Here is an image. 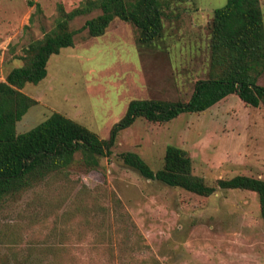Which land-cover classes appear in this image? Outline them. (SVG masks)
Listing matches in <instances>:
<instances>
[{"label": "rangeland", "instance_id": "374dc122", "mask_svg": "<svg viewBox=\"0 0 264 264\" xmlns=\"http://www.w3.org/2000/svg\"><path fill=\"white\" fill-rule=\"evenodd\" d=\"M80 2L0 0V81L23 64L30 42L53 28L60 3L71 10ZM226 3H173L163 36L150 46L139 44L136 28L120 19L97 37L78 31L73 46L50 57L47 76L23 87L38 102L17 122L18 133L58 111L108 138L134 98L188 100L207 77L209 24ZM98 13L70 25L78 30ZM169 144L185 148L194 173L210 183L236 174L264 178V104L253 107L230 94L166 124L139 117L95 167L78 152L61 171L4 193L0 264H264L257 192L198 195L146 178L121 157L135 151L158 169Z\"/></svg>", "mask_w": 264, "mask_h": 264}, {"label": "trees", "instance_id": "16d2710c", "mask_svg": "<svg viewBox=\"0 0 264 264\" xmlns=\"http://www.w3.org/2000/svg\"><path fill=\"white\" fill-rule=\"evenodd\" d=\"M186 0H81L66 10L58 5L53 28L25 48L24 62L13 67L0 81V198L7 192H18L50 172L61 171L82 152L83 162L95 167L101 156L111 154L118 134L137 118L166 124L185 112H201L230 94L253 107L264 104V10L261 0H227L215 9L210 21V54L207 77L195 83L188 100L134 98L124 116L113 125L108 138H101L86 125L53 112L28 131L18 133L17 122L37 100L22 89L26 83H39L48 74L53 54L75 44V35L87 30L89 36L106 33L115 19L132 24L137 30L136 41L150 46L164 33V20L172 4ZM40 9V4H37ZM100 11L86 19L78 29L71 22L80 16ZM123 162L144 177L169 186L210 196L218 189H242L258 193L260 213L264 221V178L236 174L210 183L194 173L189 152L180 146L166 147L163 165L154 169L139 153L124 151Z\"/></svg>", "mask_w": 264, "mask_h": 264}]
</instances>
